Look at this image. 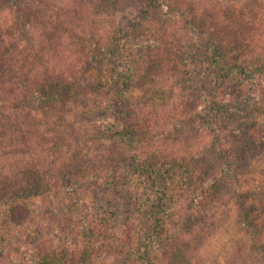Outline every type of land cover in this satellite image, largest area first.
<instances>
[{"label":"trees","instance_id":"16d2710c","mask_svg":"<svg viewBox=\"0 0 264 264\" xmlns=\"http://www.w3.org/2000/svg\"><path fill=\"white\" fill-rule=\"evenodd\" d=\"M0 1L14 17L11 26L0 25V78L3 93L9 95L5 100L9 102L8 118L24 125L26 116L59 114L63 118L84 105L85 98L105 105L110 113L107 135L112 140L105 161L115 174L127 173L139 181L144 191L140 199L151 218L147 229L133 237L138 245L134 263L191 264L192 253L203 243L191 246L190 242L173 240L161 252L162 258L154 252V240L162 233L167 214L166 174L178 171L186 175L178 189L187 196L195 195L204 217L210 204L234 189L233 184L226 189L228 178L247 173L253 159L264 161V80L258 81L253 96L242 92L223 94L224 88L240 77L264 78V61L248 67L239 60L245 52L257 53L263 47L264 39L256 38L258 30L232 28L228 22L231 15L219 0H73L67 7L56 0ZM157 9L182 18L187 36L172 34L171 40L168 37L160 45L144 46L136 33ZM101 15L128 18L107 32L101 27ZM88 25L92 36L73 48L65 44L72 28ZM34 32L48 53L45 64H33L21 46L26 33ZM198 70L213 75L203 120H177L152 138L146 128L132 126L123 89L135 85L142 90L157 76L178 75L175 85L183 93L180 107L187 109L197 105L192 79L193 71L199 74ZM3 126L8 127L4 119ZM218 130L226 131L227 147L213 153L201 143L203 134ZM10 143L19 147L21 155L10 164L12 174L0 176V202L9 206V218L15 223L27 213L26 200L43 196L64 183L89 178L97 171L86 168L84 155L79 154L80 158L76 152L60 166L43 162L39 155L43 149L36 145V137L18 135L11 137ZM216 176L226 178L225 184L218 183ZM256 208L239 205L237 225L249 241L250 250L264 264V245L254 222L259 215L264 216V197ZM253 212L258 216H251ZM81 246L72 253L60 252L41 242L35 249V264H104L97 259L91 242Z\"/></svg>","mask_w":264,"mask_h":264},{"label":"rangeland","instance_id":"374dc122","mask_svg":"<svg viewBox=\"0 0 264 264\" xmlns=\"http://www.w3.org/2000/svg\"><path fill=\"white\" fill-rule=\"evenodd\" d=\"M219 1L224 11L231 15L232 20L228 22H231L232 28L255 27L258 30L256 38L264 39V0ZM72 2L56 0L63 7ZM99 17L102 19L101 27L107 32L120 20L128 18L123 15ZM13 20L7 9L1 7L0 1V25L9 27ZM90 28V25L72 28L65 44L73 48L83 38L92 36ZM185 29L182 18L172 17L165 10L157 9L146 22H142L136 35L144 46L160 45L168 37L171 40L172 34L185 38ZM21 46L25 47L26 55L30 56L33 64H45L49 58L35 32L26 33ZM261 46L257 53L247 51L242 54L240 62L248 67L257 61L263 63L264 45ZM193 76L192 91L197 105L187 109L180 107L183 93L175 85L180 78L178 75L157 76L142 90L135 85L123 89L124 103L130 113L132 126L146 128L152 138L169 129L177 120H203L205 98L211 89L213 75L203 71L196 74L193 71ZM263 80L259 76L254 79L240 77L226 86L223 94L232 96L242 92L253 96L257 85ZM1 83L0 78V176L11 175L13 171L9 169L10 164L21 155L19 147L10 143L11 137L16 138L18 135L26 139L36 137V145L43 149L39 152L40 159L47 164L60 166L76 152L78 157L79 154L84 155L86 168L97 171L89 178L64 183L43 196L26 200L27 213L19 223L11 221L9 206L0 202V264H35V249L41 242L50 244L60 252L71 253L76 251L78 245L91 242L99 256L97 259L103 260L104 264H139L134 263L138 245L133 237L136 238L147 229L151 218L145 213L144 200L140 199L144 191L139 181L127 173L115 174L112 166L105 161L107 150L112 144L107 135L110 113L105 110V105L85 98V104L78 105L74 114H65L63 118L59 114L53 117L26 116L24 120L27 125L18 124L8 118L6 107L9 102L5 100L9 95L3 93ZM3 119L8 124L7 128L3 126ZM225 132H207L203 134L205 138L201 144L212 148L213 153H220L227 147ZM248 167L247 173L235 175V179L228 178L226 189L230 184L235 186L234 189L223 193L222 199L214 205L210 204L209 212L204 217L201 216L199 200L195 199V195L187 196L178 189L185 183L186 175L178 171L167 173V214L163 231L154 240L155 255L162 258L161 252L165 246L173 240H181L190 242L191 246L203 243L197 252L192 253L191 264H263L250 250L249 241L237 225L238 206L257 209L258 200L264 197V161L253 159ZM216 179L222 185L226 182V178L216 176ZM258 214L253 212L250 215ZM259 216L254 222L264 245V216Z\"/></svg>","mask_w":264,"mask_h":264}]
</instances>
